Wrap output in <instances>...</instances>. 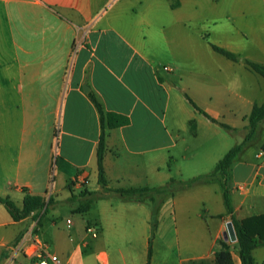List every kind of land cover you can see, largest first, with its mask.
<instances>
[{
  "label": "crops",
  "instance_id": "1",
  "mask_svg": "<svg viewBox=\"0 0 264 264\" xmlns=\"http://www.w3.org/2000/svg\"><path fill=\"white\" fill-rule=\"evenodd\" d=\"M199 52L205 60H198ZM244 59L264 64V0H0V195L19 207L27 191L51 197L52 206L77 197L70 209L80 216L66 217L61 226L54 218L50 226L53 252L65 264H109L108 252L95 249L94 241L123 228H137L133 234L143 242L137 264H216L231 221L221 176L154 202L105 191L97 169L101 120L89 93L106 111L130 119L106 130L107 187L158 186L170 177L209 173L223 157L214 155L210 138L200 142L199 123H218L189 110L185 93L215 118L239 116L243 128L253 105L264 101V78ZM257 141L264 143V120ZM216 147L224 152L222 144ZM261 148L259 154L243 151L232 164L238 219L264 214ZM84 192L100 197L78 211L89 196ZM92 209L94 217H85ZM88 222L99 226L97 237L87 236ZM36 225L34 215L14 220L0 202V264L9 262L11 245L35 246L30 234ZM43 227L42 218L36 233L49 244ZM225 241L233 264H240L236 240ZM252 253L255 264H264V245ZM19 256L32 264L24 249Z\"/></svg>",
  "mask_w": 264,
  "mask_h": 264
},
{
  "label": "trees",
  "instance_id": "2",
  "mask_svg": "<svg viewBox=\"0 0 264 264\" xmlns=\"http://www.w3.org/2000/svg\"><path fill=\"white\" fill-rule=\"evenodd\" d=\"M213 49L221 53L231 60H238L239 56L223 47L216 44H211ZM246 65L254 72L260 74L264 78V64L249 59H244ZM91 100L94 102L101 120V134L97 147V169H98V182L105 191H115L124 200L127 201H152L159 199L162 200L166 195L174 194L177 190L192 186L196 183L214 182L216 176H221L220 185L223 195L224 204L227 213L231 215V221L236 234V244L240 255V264H255L253 257V249L257 246L264 245V214L252 215L243 219H238L234 214V206L232 201V184H231V170L233 162L239 157L245 148L254 144L259 136L260 123L264 120V101L255 103L252 107L250 114L247 116L248 123L246 125L247 132L240 143L233 145L219 161L216 163L214 169L206 174H199L188 179L170 177L167 182L158 186H142L130 188L111 189L107 187V179L104 168V153L106 149V135L107 128L122 126L129 123L130 119L127 115L114 111H106L102 103L98 100L96 95L92 92L89 93ZM187 100L193 107L200 113L204 114L213 122L218 123L220 126L227 129H235L232 126L220 122L217 118L210 115L207 111L202 109L198 104L185 93ZM192 123V121H191ZM192 129L195 125L191 124ZM264 150V143L262 144ZM87 193V192H84ZM95 192H88L89 196L80 202L78 211H85L89 208L91 202L100 196L95 195ZM77 199L76 196H71L70 200ZM0 202L4 204L6 210L14 220L23 219L29 215H34L37 218V224L41 225L44 214L48 211L49 205L53 200L51 197H46L41 194H34L26 192L22 207L16 205L8 196L0 195ZM152 229L155 227V221L152 220ZM17 237L13 244L19 241ZM152 243L149 239V256L151 254ZM216 264H233L230 245L225 240H222L220 247L215 251Z\"/></svg>",
  "mask_w": 264,
  "mask_h": 264
},
{
  "label": "rangeland",
  "instance_id": "3",
  "mask_svg": "<svg viewBox=\"0 0 264 264\" xmlns=\"http://www.w3.org/2000/svg\"><path fill=\"white\" fill-rule=\"evenodd\" d=\"M198 40H199L198 44L200 45L201 44L200 37L198 38ZM205 59H206L205 52H199L198 60L200 61V60H205ZM255 74L257 76H260L257 73ZM215 103L221 105L223 102L219 100L218 102H215ZM185 104L187 108H189V110L195 111V108L189 101L185 100ZM198 112H196L197 116L202 118L206 122L208 119L204 117L200 112L199 113ZM217 118L221 120L222 122L232 126L235 129H227L218 124L212 123L210 121H207L206 123L207 125L202 124L200 122L199 123L200 142L202 143L203 140L206 141V139L210 138L209 140H212V143L214 144V147H213L215 150L214 155H220V157H222V155H224L233 145L239 143L242 140L243 132L246 133L247 129L246 127L244 128L242 127V121L239 116H235L231 114L229 116L225 115V116H219ZM258 141H256L255 144H252V146L250 145L247 148H245L243 150L244 152L242 153V155H248L251 152L253 153L257 152L259 154V151H260L259 147L261 148L263 143L259 144ZM221 144H222L221 148L224 149V152H222V154L220 152V149H217L216 147V145H221ZM171 165L173 168V173H175V168L177 165L176 162L172 161ZM215 165H216V162H214L212 166L210 167L214 169ZM70 197L58 200L54 206L49 205L48 211L44 214V217H43L44 227L42 228V231L45 234V237L49 239L51 251L55 249L54 240L51 239L52 238L51 237L52 228L50 226H51L52 219L55 218L54 220H56L58 222V225L61 226L63 222L66 220V217L72 216L76 218L80 216L79 212H73L70 209V203L72 201L70 200ZM94 214H95V211L94 209H92L85 214V217L93 218ZM155 228H156V222H155L154 229H152L151 227L150 232H149V239L151 238L152 245L154 244V240H155ZM33 229L35 233L38 232L39 224H37ZM135 229L134 228L120 229L116 232V234L113 237H110V238H109V234L110 236H112V232H110L109 230H105L109 234L104 232L102 235H100V237L96 238V240L94 241V244H95L94 248L104 249L108 252L109 264H137V262L139 261L138 252L140 248L142 247L143 242H141V240L139 239V235L136 236L133 234ZM78 230L81 231L79 226H78ZM129 232H132L131 235L129 234ZM164 233L171 234L172 230L169 232L165 231ZM105 236H108V237H105ZM89 252H90L89 249L85 250L83 257L88 256L87 254ZM130 255H134L135 258L134 259L131 258ZM16 257L17 255L16 256L13 255L11 251L9 252L7 256V258H10V260L12 258L15 259ZM19 259L21 260L22 264H29L23 257L19 256ZM92 263H93L92 261L91 262L86 261L81 264H92ZM7 264H11V263L7 262Z\"/></svg>",
  "mask_w": 264,
  "mask_h": 264
},
{
  "label": "built area",
  "instance_id": "4",
  "mask_svg": "<svg viewBox=\"0 0 264 264\" xmlns=\"http://www.w3.org/2000/svg\"><path fill=\"white\" fill-rule=\"evenodd\" d=\"M68 226H71L70 222L68 223ZM85 230L87 236L90 238L97 237L100 232L99 226L92 222L87 223ZM30 236L35 246L31 250H28L27 248H22L23 244L11 245L10 250L13 255H18V253L24 249L25 255H29L32 264H65L57 253L50 250L49 244L38 237L34 230L31 232ZM86 245H88V242H86ZM9 262L11 264H22V262L18 260L17 257L15 259L12 258L9 260ZM99 264L108 263L107 261L103 260Z\"/></svg>",
  "mask_w": 264,
  "mask_h": 264
},
{
  "label": "water",
  "instance_id": "5",
  "mask_svg": "<svg viewBox=\"0 0 264 264\" xmlns=\"http://www.w3.org/2000/svg\"><path fill=\"white\" fill-rule=\"evenodd\" d=\"M84 88L87 89L85 85ZM223 238L225 240H236L237 237L233 228L232 221L227 222V229L223 232Z\"/></svg>",
  "mask_w": 264,
  "mask_h": 264
}]
</instances>
